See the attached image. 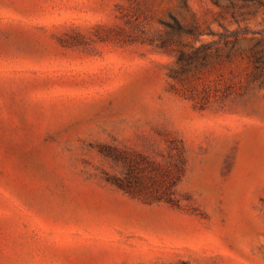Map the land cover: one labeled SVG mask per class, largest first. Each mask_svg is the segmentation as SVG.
Segmentation results:
<instances>
[{
    "label": "rangeland",
    "instance_id": "obj_1",
    "mask_svg": "<svg viewBox=\"0 0 264 264\" xmlns=\"http://www.w3.org/2000/svg\"><path fill=\"white\" fill-rule=\"evenodd\" d=\"M231 12L0 0V264H264V86L224 53L264 13Z\"/></svg>",
    "mask_w": 264,
    "mask_h": 264
},
{
    "label": "trees",
    "instance_id": "obj_2",
    "mask_svg": "<svg viewBox=\"0 0 264 264\" xmlns=\"http://www.w3.org/2000/svg\"><path fill=\"white\" fill-rule=\"evenodd\" d=\"M228 3H223L222 0H214V2L221 6L226 11L232 9L231 15L235 20H238L239 16H247L256 13L258 10H262L264 13V0H225ZM238 9V11L236 10ZM175 23L167 22L166 24L171 28L182 31L184 27L180 24L176 17L173 16ZM191 33L195 32V29L188 30ZM240 32L236 31L233 36L235 39L233 41H227V50L224 52L227 57L232 54L239 53L243 57L247 58L251 64V70L248 73V83H256L259 86H264V38L259 39H249L247 44H242L237 39ZM228 36V35H225ZM210 48V45H203L194 50L191 58L192 59H205L207 57L206 50ZM218 55H221L219 50H217ZM184 54L181 53L180 60H183Z\"/></svg>",
    "mask_w": 264,
    "mask_h": 264
}]
</instances>
